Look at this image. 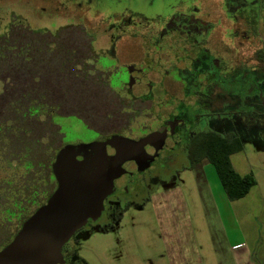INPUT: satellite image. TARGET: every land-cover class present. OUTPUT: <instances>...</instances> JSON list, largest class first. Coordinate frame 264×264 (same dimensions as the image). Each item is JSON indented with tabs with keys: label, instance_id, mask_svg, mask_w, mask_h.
Returning a JSON list of instances; mask_svg holds the SVG:
<instances>
[{
	"label": "rangeland",
	"instance_id": "374dc122",
	"mask_svg": "<svg viewBox=\"0 0 264 264\" xmlns=\"http://www.w3.org/2000/svg\"><path fill=\"white\" fill-rule=\"evenodd\" d=\"M226 1L0 0V35L13 24L51 33L81 25L94 40L98 65L120 72L122 66L129 64L130 53L146 29H167L170 20L181 22L184 18L195 19L199 24L225 18ZM243 1L253 2L245 11L250 22L241 20V10L235 17L239 19L238 28L248 32L233 38L238 52L224 55L228 60L253 61L263 76L264 0ZM2 91L0 82V94ZM254 117L249 137L243 138V150L231 157L233 168L241 177L252 176L256 181L245 198L229 201L214 167L205 161L181 172L170 185L180 192L181 207L176 209L174 202L159 214V219L149 201L143 208L131 207L122 212L108 228L93 226L76 235L70 241L75 263L170 264L165 242L176 244L183 240L196 245L198 255L191 256L194 262L200 259L202 264H264V119L257 114ZM54 122L62 127L65 147L106 139L73 118L55 117ZM163 190L160 188L159 192ZM166 227L170 229L168 234ZM241 252H247V261L237 260Z\"/></svg>",
	"mask_w": 264,
	"mask_h": 264
},
{
	"label": "flooded vegetation",
	"instance_id": "af4514ba",
	"mask_svg": "<svg viewBox=\"0 0 264 264\" xmlns=\"http://www.w3.org/2000/svg\"><path fill=\"white\" fill-rule=\"evenodd\" d=\"M251 5L227 0L225 18L201 24L184 18L170 20L167 29H146L120 72L99 66L97 59L98 69L109 75L120 107L113 123L109 118L92 119L93 126H89L78 116L58 118L81 121L87 130L104 138L140 141L154 137V142L145 168L132 171L127 183L105 199L96 221L75 236L93 226L108 228L122 212L143 208L156 194L169 192L181 172L209 162L196 161L194 149L220 143L243 145L254 115L264 119V75L253 61L228 60L224 55L238 52L233 38L248 30L238 28L236 12L241 10V20L249 23L245 11ZM70 241L61 253L68 264H76Z\"/></svg>",
	"mask_w": 264,
	"mask_h": 264
},
{
	"label": "trees",
	"instance_id": "16d2710c",
	"mask_svg": "<svg viewBox=\"0 0 264 264\" xmlns=\"http://www.w3.org/2000/svg\"><path fill=\"white\" fill-rule=\"evenodd\" d=\"M93 42L81 25L51 33L13 24L0 35V251L56 189L52 168L65 145L54 118L78 116L93 126L92 119L111 124L119 113ZM242 150L241 142L193 150L214 167L231 202L256 185L233 168L231 157Z\"/></svg>",
	"mask_w": 264,
	"mask_h": 264
},
{
	"label": "water",
	"instance_id": "95a60500",
	"mask_svg": "<svg viewBox=\"0 0 264 264\" xmlns=\"http://www.w3.org/2000/svg\"><path fill=\"white\" fill-rule=\"evenodd\" d=\"M153 142L111 136L65 147L52 168L55 191L0 251V264H68L63 246L96 221L105 199L132 171L145 168Z\"/></svg>",
	"mask_w": 264,
	"mask_h": 264
},
{
	"label": "crops",
	"instance_id": "0c3cea01",
	"mask_svg": "<svg viewBox=\"0 0 264 264\" xmlns=\"http://www.w3.org/2000/svg\"><path fill=\"white\" fill-rule=\"evenodd\" d=\"M179 196H180V192L175 187L172 188L169 192H166L164 194H156L155 196H153L152 202L155 206L158 216L160 213H163L165 210L170 209V207L173 206L174 202H176V209L178 206L181 207L182 202L179 199ZM162 218L163 220L165 219L163 214H162ZM164 230L165 233L168 234L170 229L166 227V229ZM172 239L174 240V237ZM190 243L191 241L183 242V240H179L176 244L169 240L165 242L170 264H202L200 259L199 261L198 259H196L197 262H194V259L191 258V256H197L198 252L196 245L191 246ZM247 256H249L247 252H241V255L237 257L238 258L237 260L238 261L241 260L242 262H245L248 259Z\"/></svg>",
	"mask_w": 264,
	"mask_h": 264
}]
</instances>
